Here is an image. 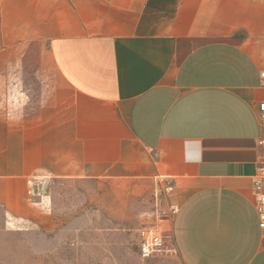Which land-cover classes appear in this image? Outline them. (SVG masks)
<instances>
[{"label":"crops","instance_id":"0c3cea01","mask_svg":"<svg viewBox=\"0 0 264 264\" xmlns=\"http://www.w3.org/2000/svg\"><path fill=\"white\" fill-rule=\"evenodd\" d=\"M263 70L264 0H0V264L88 245L55 183L150 187L182 264H264Z\"/></svg>","mask_w":264,"mask_h":264},{"label":"rangeland","instance_id":"374dc122","mask_svg":"<svg viewBox=\"0 0 264 264\" xmlns=\"http://www.w3.org/2000/svg\"><path fill=\"white\" fill-rule=\"evenodd\" d=\"M52 186L61 210L88 213L81 227L88 245L73 253L69 264H182L170 231L175 210H160L152 188L105 184L92 198L77 194L70 185ZM147 228H158L163 235V246L150 258L140 254V233Z\"/></svg>","mask_w":264,"mask_h":264},{"label":"built area","instance_id":"2783aa9c","mask_svg":"<svg viewBox=\"0 0 264 264\" xmlns=\"http://www.w3.org/2000/svg\"><path fill=\"white\" fill-rule=\"evenodd\" d=\"M261 78L264 85V70L261 72ZM259 121L262 128V136L258 141V175L255 180V191H256V210L259 217V226L264 230V103L259 108ZM42 187L36 193L41 195ZM31 194H35L31 190ZM141 245L140 254L145 258L153 256L155 251L163 246V235L158 228H147L140 233Z\"/></svg>","mask_w":264,"mask_h":264}]
</instances>
